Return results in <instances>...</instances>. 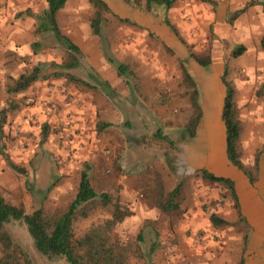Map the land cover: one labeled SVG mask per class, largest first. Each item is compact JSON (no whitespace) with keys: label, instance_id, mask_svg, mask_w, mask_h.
<instances>
[{"label":"rangeland","instance_id":"1","mask_svg":"<svg viewBox=\"0 0 264 264\" xmlns=\"http://www.w3.org/2000/svg\"><path fill=\"white\" fill-rule=\"evenodd\" d=\"M125 3L141 12V25L102 10V33L96 35L91 23L97 9L90 0L67 1L58 23L81 49L74 60L52 33L38 30L47 0H0V195L27 214L41 208L62 216L86 172L95 191L109 194L111 202L103 205L99 198L79 209L76 243L99 229L123 264H264L261 234L239 222L231 191L198 174L205 144L186 130L195 108L182 72L195 61L191 52L211 59L220 54L237 92L243 162L252 167L260 155L255 190L264 203L260 26L249 36L237 27L233 39L223 40L208 23L217 0H178L171 11L155 12L146 10L145 0ZM225 12L229 18L236 13L228 6ZM241 46L248 53L232 57ZM76 60L78 67H63ZM35 67L42 72L30 89L8 93L10 77ZM99 78L110 82L99 85ZM45 126L50 135L43 141ZM158 131L168 139L156 137ZM180 183L179 209L164 212L158 207L161 186L166 200ZM117 213L124 219L108 225ZM211 214L229 224L215 226ZM6 230L34 264H69L65 257L41 255L24 222L13 221ZM3 252L0 243V258Z\"/></svg>","mask_w":264,"mask_h":264},{"label":"trees","instance_id":"2","mask_svg":"<svg viewBox=\"0 0 264 264\" xmlns=\"http://www.w3.org/2000/svg\"><path fill=\"white\" fill-rule=\"evenodd\" d=\"M68 0H47V9L39 16L40 32L52 33L56 40L65 48L69 57L76 59V55H81V49L66 35L63 34L59 23L58 15L67 4ZM127 3H134L136 0H125ZM146 10L155 12L157 10L169 11L178 0H145ZM211 2V0H203ZM97 9L96 18L92 20L91 27L94 34L101 35L102 15L101 11L112 13L108 4L104 0H90ZM137 4V3H136ZM139 5V4H137ZM242 13L236 12L228 19L230 25L234 24L237 16ZM123 23H131L129 20L120 19ZM164 22L171 27L168 18L165 17ZM35 46L38 44H34ZM260 47L264 52V35L260 40ZM247 51L245 46H241L232 53V57L239 58ZM200 67L208 70L212 65L210 57H203L195 52L190 53ZM112 63L115 61L109 58ZM79 63L71 62L65 64L66 69L78 67ZM183 79L187 81L189 86L193 88L190 93L195 114L190 118L186 130L191 138H196L198 128L202 122V109L200 104L199 85L192 75L189 68L183 66ZM120 74H125L127 68L125 65H118ZM42 72L41 67H35L29 74H23L19 78L10 77V83L7 84V91L10 94H18L30 89L39 79ZM227 69L225 68L222 80L226 89V96L223 108V122L226 127V142H227V158L229 162L245 174L249 183L254 187L258 183L260 172V155L257 156L255 165L247 167L242 158L241 138L244 131L243 123L240 119L239 107L237 102V92L233 84L226 78ZM73 79V78H70ZM69 79V80H70ZM79 81V80H78ZM50 135L49 126H45L43 130V141H46ZM158 138L168 139L164 137L161 131L156 134ZM173 144L172 141H169ZM198 174L205 180L221 185L223 188L230 190L235 201L239 222L244 223L247 229H250V224L247 218L243 215L241 203L233 180L225 177H220L210 172L208 169L202 168ZM161 186V196L158 202V207L164 212H171L179 209L178 199L182 195L183 183H180L173 191H171L166 200H163L162 194L164 190ZM101 199L103 205L111 202L109 194L99 195L91 184L89 174L84 172L81 175L79 189L74 201L68 208V211L62 216H49L43 209H37L31 214H27L22 207L15 206L5 200L0 195V243L3 247V256L0 258V264H34L29 254L19 245L13 243L6 226L13 221H22L26 224L29 234L33 239L36 250L43 256L49 259L65 257L69 264H123L122 261L114 254L112 248L106 246L102 237V230L94 229L83 240L76 243L73 231V224L77 216V212L82 207H86L95 203L97 199ZM86 215V214H85ZM84 215V216H85ZM124 219V215L117 213L114 219L108 222V225L120 222ZM210 220L215 226L228 225L229 223L216 214L210 215ZM248 237L245 238V242ZM82 249L84 254L80 255L77 249Z\"/></svg>","mask_w":264,"mask_h":264},{"label":"crops","instance_id":"3","mask_svg":"<svg viewBox=\"0 0 264 264\" xmlns=\"http://www.w3.org/2000/svg\"><path fill=\"white\" fill-rule=\"evenodd\" d=\"M104 1L108 4L111 11L120 18L129 19L131 22L141 25V12L133 10L134 8L131 11L125 0H117V3L116 0ZM225 3L235 12H244L239 15L233 25H230L228 14L225 12L227 6L224 5V0H217L215 14L209 18L208 23L214 27L216 32L220 33L223 40H227V37L230 40L233 39L232 35H234L237 27L240 28L242 36H245V34L249 36L253 27L258 29L260 26L257 37L260 45V40L264 34V0H227ZM248 51L249 49L247 48L246 53ZM262 55H264L263 50ZM219 56L220 54L217 57L213 54L212 65L208 70L196 68L198 65L196 61L191 60L189 63L191 67L189 70L200 87V104L203 114L196 137L198 139L201 135L205 144L204 148L198 152L200 154L199 161L202 168L208 169L217 176L234 181L242 213L247 218L250 226L260 232V239L264 241V203L255 190L257 185L253 187L245 174L234 167L227 158V135L222 118L226 89L222 80L224 69L222 70L221 68H223V63H221ZM213 68L216 69L215 72H213ZM98 73L101 74V71ZM103 79L100 80L99 78V85L102 81L110 82L106 78Z\"/></svg>","mask_w":264,"mask_h":264}]
</instances>
